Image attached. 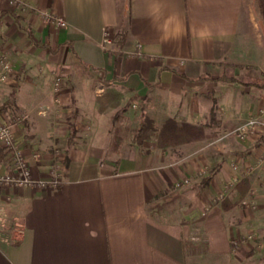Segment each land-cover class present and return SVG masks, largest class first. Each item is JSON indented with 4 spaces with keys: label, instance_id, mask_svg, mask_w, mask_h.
I'll use <instances>...</instances> for the list:
<instances>
[{
    "label": "crops",
    "instance_id": "1",
    "mask_svg": "<svg viewBox=\"0 0 264 264\" xmlns=\"http://www.w3.org/2000/svg\"><path fill=\"white\" fill-rule=\"evenodd\" d=\"M24 1L66 26L0 0L29 30L0 17V62L13 68L0 78V125L33 179L58 169L61 182L0 186V264H264V143L254 146L264 133L241 141L228 130L264 112L256 0ZM105 29L126 30L121 49L103 48ZM135 109L201 136L128 142Z\"/></svg>",
    "mask_w": 264,
    "mask_h": 264
},
{
    "label": "built area",
    "instance_id": "2",
    "mask_svg": "<svg viewBox=\"0 0 264 264\" xmlns=\"http://www.w3.org/2000/svg\"><path fill=\"white\" fill-rule=\"evenodd\" d=\"M12 8L18 10H28L35 11L38 16L45 22L46 25L54 26L55 28H64L66 26V21L59 16L50 14L43 10H38L33 8L29 3L24 0H8ZM113 41L112 33L109 29L104 30L102 46L105 50L111 49ZM1 73L0 78H5L7 74L12 72V65L7 61L0 62ZM64 81L61 75H55L53 81V91L57 93L62 87ZM260 114L251 113L247 116L243 122L239 123L232 133L239 139H246L251 133L257 130L259 124V118L262 115V110L259 111ZM0 144L3 148L8 150L10 156L11 168L0 175V186H31L34 188H46L48 186L52 188H57L61 182V173L58 169L53 171L52 177L49 180L44 179H33L30 175L27 164L24 160L22 151L20 147L15 143L14 135L12 129L7 124L0 125ZM186 183V181L184 182ZM177 186L179 184H176ZM7 231L6 220L0 215V235Z\"/></svg>",
    "mask_w": 264,
    "mask_h": 264
},
{
    "label": "trees",
    "instance_id": "3",
    "mask_svg": "<svg viewBox=\"0 0 264 264\" xmlns=\"http://www.w3.org/2000/svg\"><path fill=\"white\" fill-rule=\"evenodd\" d=\"M257 3V11L260 17L262 18V22H264V0H256ZM6 14H10L18 27L29 34V30L24 28L22 22L15 13H9L7 11H0V17ZM126 37V30L122 29L118 31L113 36V44L119 50L122 48ZM116 49V50H117ZM232 67H238L237 65ZM216 80L226 81L230 83H234L238 81L235 77H226L221 76ZM213 103L215 105V100L213 99ZM6 107V104L0 106V112L3 108ZM214 108H212L213 110ZM201 136V128L195 124L188 123L186 121L178 122L172 118H165L162 120L159 128L155 127L154 120L145 116L143 121L139 124V126L134 130L132 136V142L136 144L142 143L146 139L155 138L157 145L159 147H164L168 145H174L181 142H184L188 138L200 137ZM264 143V134H262L254 143L255 147H258L260 144ZM7 151L4 148L0 147V158L4 157ZM215 170H212L210 176H208L204 181L207 182L211 174H213Z\"/></svg>",
    "mask_w": 264,
    "mask_h": 264
},
{
    "label": "rangeland",
    "instance_id": "4",
    "mask_svg": "<svg viewBox=\"0 0 264 264\" xmlns=\"http://www.w3.org/2000/svg\"><path fill=\"white\" fill-rule=\"evenodd\" d=\"M253 3V2H252ZM254 4V3H253ZM252 6V9H253V11H254V13H255V18H256V23H257V30H256V32H257V34L258 35H261L260 34V32H262V33H264V22H262V18L260 17V15L258 14V11H257V3H256V6L254 7L253 5H251ZM45 12H47V11H45ZM48 13H50V14H53V13H51V12H48ZM55 15V14H54ZM56 16V15H55ZM60 17V16H59ZM106 30V29H105ZM258 40V42L260 41V43L262 42L261 41V38H258L257 39ZM251 40L248 38V40H246V42L247 43H249ZM112 46H113V41H112V45H111V48H112ZM110 50V49H109ZM261 57L262 58H264V54H262L261 55ZM245 62L244 63H249V61H247V60H244ZM246 64V65H247ZM239 78H241V79H246V80H253V79H255V77H254V75H253V77L252 76H248V75H246V76H243V74H240L239 75ZM54 81V80H53ZM63 86V85H62ZM151 106V105H150ZM136 110L137 109H135V111L132 113V115H130L129 116V119H128V125H127V127H128V130H129V132L127 131V132H125V134L123 135V137L124 138H126V139H128V142H131L132 141V136H133V131H134V129L138 126V124L141 122V118L139 117H137V115H136ZM257 114H260V113H257ZM144 115V114H143ZM142 115V116H143ZM245 119V118H244ZM243 118H241V119H238L236 122H234L230 127H229V131H233V129H235V127L239 124V123H241V122H243V120H244ZM157 120H159V118H157ZM143 121V120H142ZM261 128V132L262 133H264V119H262L261 117L259 118V124H258V127H257V130L258 129H260ZM230 135H234L233 133H231ZM229 135V136H230ZM114 140V139H113ZM245 140V139H244ZM244 140H241V141H244ZM127 141V140H126ZM114 142V141H113ZM114 146H117L119 143H112Z\"/></svg>",
    "mask_w": 264,
    "mask_h": 264
}]
</instances>
